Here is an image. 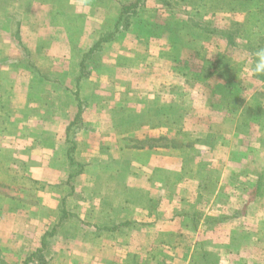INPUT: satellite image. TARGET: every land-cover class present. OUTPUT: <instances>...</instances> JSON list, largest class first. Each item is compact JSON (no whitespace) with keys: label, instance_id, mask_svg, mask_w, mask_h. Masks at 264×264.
Returning <instances> with one entry per match:
<instances>
[{"label":"crops","instance_id":"obj_1","mask_svg":"<svg viewBox=\"0 0 264 264\" xmlns=\"http://www.w3.org/2000/svg\"><path fill=\"white\" fill-rule=\"evenodd\" d=\"M13 1L0 0V264H263L264 192L233 144L244 140L236 126L224 134L216 122L195 124L205 132L195 138L228 147L221 159L203 157L166 132L165 104L154 98L102 106L97 92L110 90L96 89L101 75L82 64L89 53L109 66L119 53L92 50L114 28L117 2ZM253 7L240 9L241 47ZM254 29L264 35V21ZM255 69L246 73L258 78ZM239 233L244 246L233 247Z\"/></svg>","mask_w":264,"mask_h":264},{"label":"rangeland","instance_id":"obj_2","mask_svg":"<svg viewBox=\"0 0 264 264\" xmlns=\"http://www.w3.org/2000/svg\"><path fill=\"white\" fill-rule=\"evenodd\" d=\"M110 1L119 4L114 10L117 20L112 30H102L100 45L95 48L100 54L113 56L115 53L113 60L109 66L101 67L88 53L82 64L84 70L92 69L101 75L98 86H94L96 89L106 87L110 90L97 92L102 106L103 101L107 106L113 104L115 98L122 106L137 101L142 103L139 107H144L147 102L143 99L148 95L159 105L165 104L164 114H167L170 126L166 132L174 141L188 148L195 146L203 157H209V153L217 154V159H221L222 154L224 157L226 152L221 151L228 147L208 138H195L193 128L195 124L216 122L214 128L226 134L230 125L234 124L237 135H242L244 139L233 142L240 149V160L250 166L247 169L256 171L257 177L264 172V158L261 159L264 153V86L259 87L248 102L245 101L251 91L249 89L256 88L264 80V71L259 72L262 77L258 78L246 73L249 69L253 71L259 62L257 54L264 50V35L259 37L260 30L254 29L257 21H264V12L256 10L257 0H252L254 7L248 14V37L251 40L245 47L240 46L241 30L238 25L244 0H156L148 4L152 5L148 13L144 10L147 0H139L137 11L134 9L132 13L124 10L123 6L136 0ZM259 1L264 4V0ZM228 7L229 10H226ZM122 13L127 15L128 20L121 24ZM148 22L151 26L147 25ZM111 32L113 36L110 37L107 33ZM232 40L236 42L232 43ZM113 50H118L120 54L110 53ZM228 56L239 62L226 63ZM242 57H249L247 66L251 67L247 69L245 63L242 65ZM129 91H135V96L132 92L128 98ZM77 95L80 99L79 93ZM176 118L179 121L183 119L181 124L184 129L178 127L177 121H174ZM195 133L203 135L205 132L198 130ZM150 144L154 143L145 141V145ZM76 152L73 145L66 148V160ZM198 152L191 154L199 156ZM233 180L239 183L240 177L233 174ZM6 195L7 192L3 194L0 191V205ZM249 208L252 211V207ZM261 225L264 228V220ZM243 238L240 233L233 236V247L244 246L241 244Z\"/></svg>","mask_w":264,"mask_h":264},{"label":"trees","instance_id":"obj_3","mask_svg":"<svg viewBox=\"0 0 264 264\" xmlns=\"http://www.w3.org/2000/svg\"><path fill=\"white\" fill-rule=\"evenodd\" d=\"M15 1L16 0H14L13 2H14V5H15ZM247 1H249L250 3H252V0H247ZM253 4V3H252ZM259 4H261V5H263V3L261 2V1H259V0H257V5H259ZM139 6V0H136V1H134V2H131V4H126V5H124L123 6V9L124 10H126V11H128V10H130V13H132V12H134V9H135V12L137 11V7ZM127 20H128V17H127V15L126 14H120V23L121 22H124V23H126L127 22ZM122 24V23H121ZM105 34H106V32H105ZM108 34V36H113V33L111 32V33H107ZM99 45H100V41H98V43H96L95 45H94V47L92 48V50H94V48L95 47H99ZM96 49V48H95ZM77 99L79 100V98H78V95H77ZM81 111H82V104L80 103L79 104V110H78V117L79 116H81ZM263 158H264V156L263 157H261V159L263 160ZM70 159L71 160H73V157H70ZM256 187L258 188V191H259V193L261 192V191H263L264 192V172H262L260 175H258V177H257V182H256ZM261 194H262V192H261ZM2 204V203H1Z\"/></svg>","mask_w":264,"mask_h":264},{"label":"clouds","instance_id":"obj_4","mask_svg":"<svg viewBox=\"0 0 264 264\" xmlns=\"http://www.w3.org/2000/svg\"><path fill=\"white\" fill-rule=\"evenodd\" d=\"M259 62L256 65V71H264V50H261L258 54Z\"/></svg>","mask_w":264,"mask_h":264}]
</instances>
